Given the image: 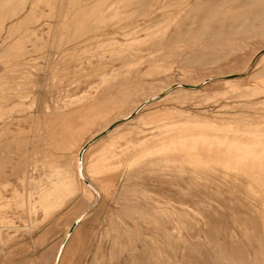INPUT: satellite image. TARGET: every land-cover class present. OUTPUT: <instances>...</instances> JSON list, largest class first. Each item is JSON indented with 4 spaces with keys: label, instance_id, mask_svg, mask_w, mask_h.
<instances>
[{
    "label": "rangeland",
    "instance_id": "obj_1",
    "mask_svg": "<svg viewBox=\"0 0 264 264\" xmlns=\"http://www.w3.org/2000/svg\"><path fill=\"white\" fill-rule=\"evenodd\" d=\"M165 1L0 0V264H53L81 215L60 264H264L259 168L214 162L191 141L156 151L177 123L235 127L202 134L247 151L264 141V55L248 69L264 50V14L240 0ZM109 127L84 153L90 199L74 156Z\"/></svg>",
    "mask_w": 264,
    "mask_h": 264
},
{
    "label": "bare ground",
    "instance_id": "obj_2",
    "mask_svg": "<svg viewBox=\"0 0 264 264\" xmlns=\"http://www.w3.org/2000/svg\"><path fill=\"white\" fill-rule=\"evenodd\" d=\"M165 1V0H164ZM183 1H186V0H183ZM165 2H167V1H165ZM181 2H182V0H181ZM180 0H179V5H180ZM194 2V1H193ZM216 2V1H215ZM232 2V1H231ZM253 2V3H252ZM152 3V2H151ZM175 3V2H174ZM184 3V2H183ZM205 3H207V2H205ZM205 3H201V5H204ZM173 4V3H172ZM182 4V3H181ZM218 4V3H217ZM232 4V3H231ZM249 4V5H251L252 6V4H253V6H252V11L251 12H254L255 13V15H260V14H262V16H263V14H264V0H240V2H237V6L236 7H238V6H242L241 8H243V5L244 6H247V5ZM110 5V4H109ZM186 5H188V4H186ZM195 5H197V6H199L198 8H200L201 9V7H200V5L198 4V3H196ZM206 5V4H205ZM216 5V4H215ZM236 5V4H235ZM248 5V7H250ZM184 6V5H183ZM190 6V5H189ZM189 6H188V8H189ZM194 6V5H193ZM193 6H190V7H192L193 8ZM110 7V6H109ZM176 7V6H175ZM186 7V6H185ZM195 7V6H194ZM209 7V6H208ZM220 7V6H219ZM218 7V8H219ZM239 7V8H240ZM247 7V8H248ZM183 8V7H182ZM196 8V7H195ZM212 8V7H211ZM228 8V7H227ZM230 8H232V7H230ZM233 8H235V7H233ZM251 8V7H250ZM249 8V9H250ZM165 9V8H164ZM181 9V8H180ZM179 9V10H180ZM191 9V8H190ZM204 9H206V8H204ZM244 9H246V7L244 8ZM163 10V9H162ZM193 10H195V9H193ZM192 10V11H193ZM210 10V9H209ZM212 10H214V8L212 9ZM215 10H217V9H215ZM213 11V13L214 12H217V11ZM233 10V9H232ZM237 10V9H236ZM196 11H198V9L196 10ZM204 10H202V11H200V12H203ZM219 11V10H218ZM221 11V10H220ZM163 12V11H162ZM181 12V11H180ZM179 12V13H180ZM188 12V11H187ZM186 12V13H187ZM189 12H190V10H189ZM226 12V11H225ZM251 12H249V10L247 11V13L246 12H242V13H239V14H237V15H241L240 17L243 19V21H242V23H247L249 20L247 19V17H246V15H252L253 13H251ZM176 12H174V16H176V14H175ZM179 13H178V15H179ZM186 13H184V14H186ZM205 13V12H204ZM207 13V12H206ZM210 13V12H209ZM209 13L208 14H205V15H207L206 17L208 18V15H209ZM229 13H230V11H229ZM210 14H212V13H210ZM215 14V13H214ZM222 14V13H221ZM227 14V13H226ZM225 14V15H226ZM234 14V13H233ZM173 15V14H172ZM204 15V14H203ZM254 15V14H253ZM226 16H228V15H226ZM225 16V17H226ZM202 17H205V16H202ZM205 17V19H207ZM210 17V16H209ZM222 17V16H221ZM234 17H236V16H234ZM258 17V16H257ZM257 17H255V18H257ZM264 17V16H263ZM166 18V17H165ZM211 18V17H210ZM227 18V17H226ZM176 19H177V17H176ZM225 19V18H224ZM223 19V20H224ZM237 19V18H236ZM261 19V18H260ZM175 20V19H174ZM179 20V19H178ZM177 20V21H178ZM202 20V19H201ZM200 20V21H201ZM229 20V19H228ZM231 20V19H230ZM254 20V19H253ZM252 20V21H253ZM257 20V19H256ZM196 21H197V19H196ZM225 21H226V19H225ZM250 21H251V18H250ZM181 22V21H180ZM193 22H195V19H194V21ZM223 22V21H222ZM221 22V23H222ZM227 22V21H226ZM236 22V21H235ZM254 22V21H253ZM69 23V22H68ZM177 23V22H176ZM179 23V22H178ZM218 23V22H217ZM230 23V22H229ZM228 23V24H229ZM234 23V22H233ZM256 23H257V21H256ZM143 24V23H142ZM149 24H150V22H149ZM180 24V23H179ZM182 24V23H181ZM205 24V23H204ZM241 24V23H240ZM243 24V25H244ZM65 25V24H64ZM144 25V24H143ZM146 25V24H145ZM144 25V26H145ZM147 25H148V23H147ZM220 25V24H219ZM224 25V24H223ZM234 25V24H233ZM159 26V25H158ZM157 26V27H158ZM207 26V25H206ZM156 27V26H155ZM209 27V26H208ZM207 27V28H208ZM221 27V26H220ZM114 28V27H113ZM128 28V27H127ZM135 28V27H134ZM142 28V27H141ZM147 28V27H146ZM149 28V27H148ZM147 28V29H148ZM153 28H154V26H153ZM165 28V27H164ZM200 28V27H199ZM223 28V27H222ZM139 29H140V27H139ZM156 28H154V30H155ZM228 29V28H227ZM231 29V28H230ZM127 30V29H126ZM143 30V29H142ZM151 30V29H150ZM153 30V29H152ZM153 30V31H154ZM221 30V29H220ZM220 30H218V31H220ZM124 31V30H123ZM146 31V30H145ZM135 32V31H134ZM142 32V31H141ZM158 31H156V33H157ZM162 32H164V31H162ZM204 32V31H203ZM230 31H228V33H229ZM137 33V32H136ZM173 33V32H172ZM199 33V32H198ZM221 33V32H220ZM226 33V32H225ZM224 33V34H225ZM117 34V33H116ZM132 34V33H131ZM150 34V33H149ZM148 34V35H149ZM176 34V33H175ZM178 34V33H177ZM176 34V35H177ZM202 34V33H201ZM254 34V33H253ZM130 35V34H129ZM156 35V34H155ZM173 37H174V35L173 34H171ZM171 35H169V36H171ZM176 35H175V37H176ZM179 35V34H178ZM262 35H263V33H262ZM109 36V35H108ZM146 36V35H145ZM126 37H127V35H126ZM194 37V36H193ZM192 36H191V38H193ZM254 37V36H253ZM140 38V37H139ZM169 38V37H168ZM177 38V37H176ZM185 38H186V36H185ZM184 38V39H185ZM188 38V37H187ZM190 38V37H189ZM138 39V38H137ZM145 39V38H144ZM194 39V38H193ZM192 39V40H193ZM196 39V38H195ZM103 40V39H102ZM106 40H108V39H106ZM166 40V39H165ZM181 40V39H180ZM182 41V40H181ZM101 42V41H100ZM147 42V41H146ZM242 43V42H241ZM146 45V44H145ZM132 47V46H131ZM202 47V46H201ZM130 48V47H129ZM144 48V47H143ZM199 48V47H198ZM228 48V47H227ZM234 48V47H233ZM244 48H246V47H244ZM139 49V48H138ZM221 49V48H220ZM240 49V48H239ZM242 49V48H241ZM240 49V50H241ZM231 50V49H230ZM221 51V50H220ZM108 52V51H107ZM123 52V51H122ZM231 52V51H230ZM139 53V52H138ZM222 53V52H221ZM203 54H204V52H203ZM226 54V53H225ZM136 55V54H135ZM264 55V50H262L261 52H259V53H257V55H255V57L250 61V63H249V66H248V69L251 67V66H253V64H254V62H255V60H256V58H261L262 56ZM109 56V55H108ZM158 56V55H157ZM199 56H200V54H199ZM139 57V56H138ZM123 58V57H122ZM122 58H121V60H122ZM195 58V57H194ZM125 59V58H124ZM139 59V58H138ZM141 59V58H140ZM147 59V58H146ZM257 59V60H258ZM74 60V59H73ZM130 60V59H129ZM128 60V61H129ZM199 60V59H198ZM1 61V60H0ZM115 61V60H114ZM215 61V60H214ZM259 61V60H258ZM17 62V61H16ZM5 63V62H4ZM215 63H217V62H215ZM10 64V63H9ZM4 65V64H3ZM143 65V64H142ZM257 65V64H256ZM262 66H263V64H262ZM247 67V66H246ZM15 68V67H14ZM18 69V68H17ZM94 69V68H93ZM191 69V68H190ZM263 69V68H262ZM14 70V69H13ZM247 70V69H246ZM91 71H93V70H91ZM20 72V71H19ZM28 72V71H27ZM89 72V71H88ZM245 72H247V71H245ZM245 72H243V73H240V74H238V75H235V76H223V77H221L220 78V80L222 81V82H226V81H231V80H234V79H238V78H241V77H243L244 75H245ZM258 74V73H257ZM25 75V74H24ZM64 75V74H63ZM82 75V74H81ZM12 76V75H11ZM71 76V75H70ZM93 76V75H92ZM16 77V76H15ZM62 77V76H61ZM2 79V78H1ZM13 79V78H12ZM18 79V78H17ZM211 79H213V78H211ZM14 80V79H13ZM217 80V79H216ZM216 80L214 81V82H216ZM132 81V80H131ZM4 82H6V81H4ZM3 82V83H4ZM211 82V81H210ZM218 82H220L219 80H218ZM69 83H70V81H69ZM215 84V83H214ZM112 85V84H111ZM1 86V85H0ZM6 86V85H5ZM8 86V85H7ZM59 86V85H58ZM138 86H140V85H138ZM145 86V85H144ZM149 86V85H148ZM172 86H176L175 88H181V89H185V90H189V89H194V88H197L198 86H200V85H194V86H187V85H180V84H175V85H172ZM172 86L171 87H169L170 89L172 88ZM14 87V86H13ZM141 88V87H140ZM139 88V89H140ZM1 89V88H0ZM4 89V88H3ZM17 89V88H16ZM19 89V88H18ZM21 89V88H20ZM27 89V88H26ZM107 89H109V88H107ZM170 89L168 90V91H170ZM106 90V89H105ZM135 90V89H134ZM137 90V89H136ZM141 90V89H140ZM27 91H28V89H27ZM123 91V90H122ZM168 91H164V93H162L161 95H160V97L158 96V97H155L154 99H151V100H149V101H145V102H141V103H139V102H137V105H135L134 107H133V110H132V112L125 118V119H123V122L125 123V122H128V121H130L132 118H134V117H136V115L147 105V104H152L153 103V101H155V100H158L159 98H161L162 96H164ZM127 92V91H126ZM137 92H139L138 90H137ZM142 92V91H141ZM5 93V92H4ZM137 94V93H136ZM145 94V93H144ZM18 95V94H17ZM125 95V94H124ZM3 98V97H2ZM27 98V97H26ZM135 98V97H134ZM4 99V98H3ZM133 99V98H132ZM180 99V98H179ZM185 99V98H184ZM10 100H12V99H10ZM91 101V100H90ZM126 103V102H125ZM129 103V102H128ZM145 103H147L135 116H133L132 117V114H134L140 107H142ZM2 105V104H1ZM6 105H7V103H6ZM92 105V104H91ZM112 105V104H111ZM51 108V107H50ZM97 108V107H96ZM95 108V109H96ZM118 108V107H117ZM50 110V109H49ZM106 110V109H105ZM111 110V109H110ZM124 110V109H123ZM83 111V110H82ZM93 111H95L94 109H93ZM93 111H90V112H93ZM109 111V110H108ZM112 111H113V109H112ZM161 111H163V110H161ZM104 113V112H103ZM112 113V112H111ZM110 113V114H111ZM160 113V112H159ZM92 114V113H91ZM98 114V113H97ZM143 114V113H142ZM150 114V113H149ZM154 114V113H153ZM167 114V113H166ZM165 114V115H166ZM48 115V114H47ZM93 115V114H92ZM158 115V114H157ZM162 115V114H161ZM160 115V116H161ZM164 115V116H165ZM169 115H170V113H169ZM172 115V114H171ZM83 116V115H82ZM96 116V115H95ZM139 116V115H138ZM143 116V115H142ZM146 116V115H145ZM155 116V115H154ZM160 116H158L159 118H160ZM68 117H70V116H68ZM102 117V116H101ZM169 117H171V116H169ZM154 118H157V116L156 117H154ZM153 118V119H154ZM161 118H162V116H161ZM161 118H160V120H161ZM172 118V117H171ZM75 119V118H74ZM88 119V118H87ZM164 119V118H163ZM167 119V118H166ZM77 120V119H76ZM85 120V119H84ZM141 120H144V122H145V120H147V121H149V122H153L152 120H151V118L149 117V115H148V117H144V118H142ZM159 120V119H158ZM155 121V120H154ZM258 121V120H257ZM252 122H253V120H252ZM36 123V122H35ZM141 123V122H140ZM143 123V122H142ZM146 123V122H145ZM89 124H91V123H89ZM144 124V123H143ZM97 125V124H96ZM78 126V125H77ZM115 127V126H114ZM220 127V126H219ZM219 127H217V125L215 124H213V123H207V122H204V123H177V124H173V125H170V126H168L167 128H165V129H163V131H162V134H163V136L164 137H162V139L159 141V139H158V141L160 142H158L159 144H158V146H157V150L156 151H158V152H160V153H162V152H167V153H169V152H173V151H175V150H177V149H181L183 146H185V144H187L188 142L187 141H191L192 142V144L191 145H189V146H191V150L193 149V150H195V151H200L204 146H206V147H208V150L207 151H209L210 153H209V155H210V158L212 159V161H214V162H219V163H224V164H226V165H228V166H234V165H241V163H244V162H250L252 165H256V167L257 168H259V169H257L259 172H261L262 174L260 175V177L262 178V180L264 181V141L262 142V141H260V140H256V141H254L253 142V144L250 146V149H252V150H250V151H247V150H244L243 148H241L240 146H242V144L240 145V143H239V145H237V144H235V143H231V141L229 142V140L228 139H222L221 141H218L219 139H215V138H211V139H209V138H207L206 136H204L203 134H202V131H204V130H214V131H221L222 130V132L224 131L226 134L227 133H235V134H238V133H240L239 131H235V130H233V129H231L230 127H224L223 129H219ZM81 128V127H80ZM221 128V127H220ZM113 129V128H112ZM106 130V129H105ZM105 130H103L102 132H104ZM207 130V131H208ZM236 130H238V129H236ZM111 131V130H110ZM109 131V132H110ZM102 132L101 133H99V135H97L96 137H94V138H91V139H89L88 141H85V143H83L79 148H78V150H77V152H76V154H75V156H74V166H75V171H76V175H78L81 179H82V184H83V186L81 187V191L84 193V195L85 196H87V197H92V198H94L95 197V194H96V191L93 189V187H92V185H91V183H89L90 182V180H89V182H88V179L86 180V176L84 175V172L86 171L85 169H84V167L83 168H81V166H80V162L81 161H83V154H82V156L80 157V153H81V151H82V149H83V147L85 146V145H87L88 144V147L92 144V143H94L96 140H98L100 137H102L100 134H102ZM108 132V133H109ZM195 132H199L200 134H202V136L200 135V134H196ZM242 132V131H241ZM254 132V131H253ZM253 132H246L245 134H250V135H252L253 134ZM3 133V132H2ZM74 134V133H73ZM161 134V135H162ZM255 134V133H254ZM206 135V134H205ZM209 135H210V133H209ZM121 136V135H120ZM216 136V135H215ZM70 137V136H69ZM86 137V136H85ZM153 137H155V135L153 136ZM152 137V138H153ZM217 137H218V135H217ZM225 137V136H224ZM228 138V137H227ZM236 138V137H235ZM238 138V137H237ZM240 138V137H239ZM127 139V138H126ZM133 140V139H132ZM228 140V141H227ZM232 140V139H231ZM242 140V139H241ZM57 141H59V140H57ZM66 141V140H65ZM142 141V142H141ZM141 141H137L138 143H133V141H129L128 143H127V145H125L126 146V149L128 148V147H130V148H132V147H137L138 145H140V144H144L145 143V141H146V139H144V140H141ZM243 141H244V139H243ZM253 141V140H252ZM72 142V141H71ZM140 142V143H139ZM187 142V143H186ZM232 142H234V138H233V141ZM67 143V142H66ZM238 143V142H237ZM124 144V143H123ZM122 144V145H123ZM153 144V143H152ZM207 144V145H206ZM49 145V144H48ZM62 145V144H61ZM3 146V145H2ZM187 146V145H186ZM246 146V145H245ZM87 147V148H88ZM47 148V147H46ZM45 148V149H46ZM64 148H65V146H64ZM86 148V149H87ZM184 148V147H183ZM249 148V147H248ZM218 149V151H215V150H217ZM57 150V149H56ZM110 150H111V152L112 151H117L118 150V144H116L115 146H113V147H111L110 148ZM184 150V149H183ZM187 150H189L188 148H187ZM186 150V151H187ZM205 150V149H204ZM86 151V150H85ZM84 151V152H85ZM120 151H122V150H120ZM185 151V152H186ZM202 151V150H201ZM240 152L239 153V155H237V154H232V152ZM65 152V151H64ZM99 152V151H98ZM184 152V153H185ZM12 153V152H11ZM97 153V152H96ZM149 154L150 153H147V154H145V155H143L142 157H139V159L141 158V159H144V158H146V157H148L149 156ZM173 154V153H172ZM183 154V153H182ZM187 154H189L188 152H187ZM184 155V154H183ZM92 156V155H91ZM117 156V155H116ZM115 156V157H116ZM55 157V156H54ZM150 157V156H149ZM138 158V157H137ZM65 159H66V157H65ZM106 159V158H105ZM68 160V159H67ZM66 160V161H67ZM88 161V160H87ZM2 163V162H1ZM119 163V162H118ZM65 164V163H64ZM128 164V163H127ZM130 165L129 166H131L132 165V160H130V163H129ZM88 166V165H87ZM95 167V166H94ZM255 167V168H256ZM65 168V167H64ZM88 169V168H87ZM55 172V171H54ZM86 173V172H85ZM67 174V173H66ZM76 177V176H75ZM78 177V178H79ZM78 181H80L79 179H78ZM2 195V194H1ZM83 195V194H82ZM99 196V195H98ZM85 199V198H84ZM86 199H88V198H86ZM91 199V198H90ZM199 200V199H198ZM91 201V200H90ZM204 202V201H203ZM90 203V202H89ZM92 205V204H91ZM97 204H95V206H96ZM90 206V205H89ZM88 208V207H87ZM95 208V207H94ZM93 209V208H92ZM91 209V210H92ZM26 210V209H25ZM90 210V208H89V212L91 211ZM85 212V211H84ZM87 212V215H88V211H86ZM81 217L83 218L84 217V215H81V216H79L77 219H76V221H74V223L71 225V226H69L68 227V230H67V232H66V235L63 237V239H62V241H61V244H60V246H59V248H58V251H57V253H56V255H55V259H54V263L53 264H59V262H60V259H61V255H62V253H63V251H64V248H65V246H66V244H67V242H68V240H69V238H70V236H71V232H70V230H71V228H72V226L73 225H76V227H77V225L79 224V222H80V220H81ZM148 217V216H147ZM148 219V218H147ZM148 222V221H147ZM75 227V228H76ZM1 228V227H0ZM114 232V231H113ZM115 233V232H114ZM1 234V233H0ZM1 236V235H0ZM129 236V235H128ZM1 245V244H0ZM198 258V257H197ZM198 260V259H197ZM179 263V262H178Z\"/></svg>",
    "mask_w": 264,
    "mask_h": 264
},
{
    "label": "water",
    "instance_id": "obj_3",
    "mask_svg": "<svg viewBox=\"0 0 264 264\" xmlns=\"http://www.w3.org/2000/svg\"><path fill=\"white\" fill-rule=\"evenodd\" d=\"M148 103V102H147ZM147 103H145L142 107H140L134 114H132V117L135 116ZM113 127H109L107 128L104 132H102V134H100L101 136L102 135H105L107 134L110 130H112ZM88 147V144L85 145L80 153V157L82 156V154L84 153V151L86 150V148ZM80 165H81V162H80ZM76 225H73L70 232L72 233L75 229Z\"/></svg>",
    "mask_w": 264,
    "mask_h": 264
},
{
    "label": "crops",
    "instance_id": "obj_4",
    "mask_svg": "<svg viewBox=\"0 0 264 264\" xmlns=\"http://www.w3.org/2000/svg\"><path fill=\"white\" fill-rule=\"evenodd\" d=\"M99 135V134H98ZM107 134H105V135H102V137H100L98 140H96L94 143H96L97 141H99L101 138L103 139V137H105ZM96 137V136H95ZM94 143H92L90 146H92ZM89 146V147H90ZM88 147V148H89ZM88 148L86 149V150H88ZM86 152V151H85ZM84 152V153H85ZM83 162H84V154H83ZM84 165V164H83ZM82 221V220H81ZM81 221L79 222V224L81 223ZM73 224V223H72ZM79 224L77 225V227L79 226ZM77 227L74 229V231L72 232V234H71V236H70V238L73 236V234L75 233V231H76V229H77ZM70 238H69V240H70ZM68 240V241H69ZM67 244H68V242H67ZM67 244H66V246H67ZM66 246H65V248H66ZM65 248H64V251H65ZM64 251H63V253H64ZM63 253H62V255H63ZM62 255H61V258H62ZM60 261H61V259H60ZM59 264H60V262H59Z\"/></svg>",
    "mask_w": 264,
    "mask_h": 264
},
{
    "label": "snow or ice",
    "instance_id": "obj_5",
    "mask_svg": "<svg viewBox=\"0 0 264 264\" xmlns=\"http://www.w3.org/2000/svg\"><path fill=\"white\" fill-rule=\"evenodd\" d=\"M83 163H84V162H83V161H81V165H80V166H81V168H83Z\"/></svg>",
    "mask_w": 264,
    "mask_h": 264
}]
</instances>
